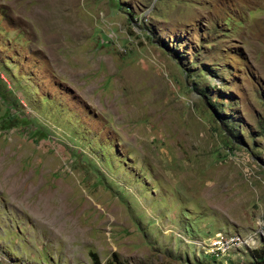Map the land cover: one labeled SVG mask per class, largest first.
Returning <instances> with one entry per match:
<instances>
[{
	"label": "rangeland",
	"instance_id": "rangeland-1",
	"mask_svg": "<svg viewBox=\"0 0 264 264\" xmlns=\"http://www.w3.org/2000/svg\"><path fill=\"white\" fill-rule=\"evenodd\" d=\"M262 244L264 0H0V264Z\"/></svg>",
	"mask_w": 264,
	"mask_h": 264
},
{
	"label": "trees",
	"instance_id": "trees-1",
	"mask_svg": "<svg viewBox=\"0 0 264 264\" xmlns=\"http://www.w3.org/2000/svg\"><path fill=\"white\" fill-rule=\"evenodd\" d=\"M251 255L253 257V264H263L264 263V244L258 250H252ZM92 264H100L95 254L89 253Z\"/></svg>",
	"mask_w": 264,
	"mask_h": 264
},
{
	"label": "bare ground",
	"instance_id": "bare-ground-1",
	"mask_svg": "<svg viewBox=\"0 0 264 264\" xmlns=\"http://www.w3.org/2000/svg\"><path fill=\"white\" fill-rule=\"evenodd\" d=\"M216 252V251H215Z\"/></svg>",
	"mask_w": 264,
	"mask_h": 264
},
{
	"label": "built area",
	"instance_id": "built-area-1",
	"mask_svg": "<svg viewBox=\"0 0 264 264\" xmlns=\"http://www.w3.org/2000/svg\"><path fill=\"white\" fill-rule=\"evenodd\" d=\"M215 252V251H214Z\"/></svg>",
	"mask_w": 264,
	"mask_h": 264
}]
</instances>
